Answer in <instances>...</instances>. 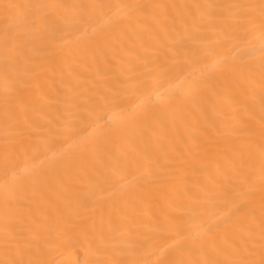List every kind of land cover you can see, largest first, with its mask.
I'll list each match as a JSON object with an SVG mask.
<instances>
[{
	"label": "bare ground",
	"instance_id": "1",
	"mask_svg": "<svg viewBox=\"0 0 264 264\" xmlns=\"http://www.w3.org/2000/svg\"><path fill=\"white\" fill-rule=\"evenodd\" d=\"M260 5L0 0V264H262Z\"/></svg>",
	"mask_w": 264,
	"mask_h": 264
},
{
	"label": "snow or ice",
	"instance_id": "2",
	"mask_svg": "<svg viewBox=\"0 0 264 264\" xmlns=\"http://www.w3.org/2000/svg\"><path fill=\"white\" fill-rule=\"evenodd\" d=\"M5 7H10V6H5ZM260 9H261V14L262 15H264V0H261V5H260ZM163 74L164 75H169V70L167 69V68H164L163 69ZM181 85L183 84V82L182 81H180L179 82ZM189 87H191V86H193V85H188ZM195 86H199V85H195ZM34 150H36V151H38L39 150V148H38V146H36L35 148H34ZM31 165H30V162L28 161V160H25L24 161V170H27V168L28 167H30ZM262 264H264V262H262Z\"/></svg>",
	"mask_w": 264,
	"mask_h": 264
}]
</instances>
